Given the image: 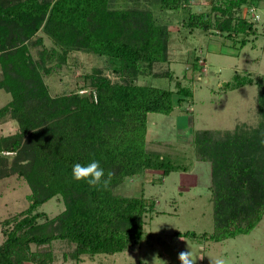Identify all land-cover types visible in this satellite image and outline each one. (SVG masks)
I'll use <instances>...</instances> for the list:
<instances>
[{
    "label": "trees",
    "instance_id": "obj_1",
    "mask_svg": "<svg viewBox=\"0 0 264 264\" xmlns=\"http://www.w3.org/2000/svg\"><path fill=\"white\" fill-rule=\"evenodd\" d=\"M115 1L0 0V88L12 97L0 108V119L17 120L20 126L0 136V180L18 175L31 188L29 206L1 222L0 264H56V243L69 248L64 263L140 245L157 199L125 196L116 189L148 169L165 176L181 168L171 154L148 142V116L170 114L185 97H193L179 80L177 104L172 89L139 82L145 77L174 80L171 71H155L169 60L170 29L162 12L185 10L183 27L217 31L240 47L260 33L257 21L244 13L245 7H259V0H213L210 10L200 12L192 10L194 0H146L145 9L140 0H119L138 1L125 9L114 8ZM22 41L26 43L19 46ZM79 50L104 58L113 77L95 68L83 75L82 85L52 95L48 79L69 66L70 56ZM248 84L259 88L254 125L194 131L197 160L211 164L215 227L200 234L177 231L179 237L220 242L250 233L264 217V146L259 142L264 74L236 75L227 86ZM81 88L89 92L81 94ZM93 159L105 177L112 173L107 190L72 179L74 164ZM53 198L62 200L64 209L50 216L41 207Z\"/></svg>",
    "mask_w": 264,
    "mask_h": 264
},
{
    "label": "rangeland",
    "instance_id": "obj_2",
    "mask_svg": "<svg viewBox=\"0 0 264 264\" xmlns=\"http://www.w3.org/2000/svg\"><path fill=\"white\" fill-rule=\"evenodd\" d=\"M19 1V0H18ZM153 1V0H152ZM192 10L196 12L211 9L213 0H194ZM145 2V4H144ZM258 6L244 8L250 20L257 11H264V0ZM138 1H115L114 8L133 7ZM140 8L145 9L146 0ZM118 7H117V5ZM185 10L179 13L162 12L163 23L169 25V60L155 66V71H171L174 80L168 77H145L139 82L167 87L174 91L175 104L181 97L176 81L188 87L193 97H185L182 104L175 105L170 114L149 113L147 139L154 149L171 154L174 169L163 175L161 170L148 169L142 176L132 178L119 185L116 191L125 196L156 197V212L148 218L145 234L138 247L132 251L116 254H100L94 258L85 257L81 262L64 263L63 253L69 248L56 243L59 257L56 264H180V251L190 250L197 258L196 264H210L209 258L222 257L225 264H264V217L248 234L220 241H198L190 237H179L177 231L214 230L211 164L197 160L194 148V131L201 128L233 129L238 123L254 125L258 119L257 84L230 88L236 75L250 74L254 78L264 74V21H257V37L240 47L236 41L226 38L217 31L190 30L183 27L181 19ZM186 15V14H185ZM14 31V30H13ZM12 31V32H13ZM13 32L11 36H14ZM45 42L53 43L44 33ZM26 41L19 43V46ZM18 46V47H19ZM31 52L36 54V48ZM95 68L113 77L105 68L104 58L93 53L74 51L69 66L59 68V73L49 78V85L55 95L65 88L83 84V75ZM3 72L0 64V75ZM81 88L79 93H88ZM184 97V96H183ZM11 94L0 88V108L6 105ZM20 129L17 120L0 119V136L15 133ZM9 154L10 152H5ZM30 185L18 175L0 180V242L5 239L2 220L12 218L29 206ZM64 209L62 200L53 198L42 205L41 210L55 216ZM159 212V213H157Z\"/></svg>",
    "mask_w": 264,
    "mask_h": 264
},
{
    "label": "clouds",
    "instance_id": "obj_3",
    "mask_svg": "<svg viewBox=\"0 0 264 264\" xmlns=\"http://www.w3.org/2000/svg\"><path fill=\"white\" fill-rule=\"evenodd\" d=\"M256 21H264V11H257L254 14ZM261 146H264V133L261 134ZM72 179L76 181H86L89 187L93 189L107 190L112 179V173L109 172L105 177V170L101 167L100 162L93 159L86 165L76 163L72 167ZM180 264H196L197 258L190 250L180 251L177 256ZM210 264H225L222 257L209 258ZM164 264H167L164 261Z\"/></svg>",
    "mask_w": 264,
    "mask_h": 264
}]
</instances>
